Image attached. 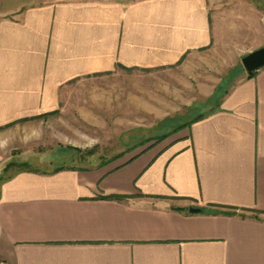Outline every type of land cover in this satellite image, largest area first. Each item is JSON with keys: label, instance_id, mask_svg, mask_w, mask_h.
I'll use <instances>...</instances> for the list:
<instances>
[{"label": "crops", "instance_id": "1", "mask_svg": "<svg viewBox=\"0 0 264 264\" xmlns=\"http://www.w3.org/2000/svg\"><path fill=\"white\" fill-rule=\"evenodd\" d=\"M217 1L0 0V176L71 81L177 68L212 45ZM237 6L264 28L262 8ZM216 91L123 162L0 179V264H264V67Z\"/></svg>", "mask_w": 264, "mask_h": 264}, {"label": "rangeland", "instance_id": "2", "mask_svg": "<svg viewBox=\"0 0 264 264\" xmlns=\"http://www.w3.org/2000/svg\"><path fill=\"white\" fill-rule=\"evenodd\" d=\"M238 2L217 1L214 13L220 20L212 45L177 68H117L68 83L61 90L59 110L42 119L36 137L21 134L20 157L8 161L12 164L3 169L0 179L23 163L52 170L58 165L105 164L113 157H120L116 163L123 162L139 150L157 146L175 126L214 107L216 89L233 82L244 71L242 56L264 41V28L250 31L251 17L244 11L236 15ZM245 2L264 10V0ZM226 9H232L230 15L220 16ZM202 84L213 91H200ZM32 148L36 157L28 160Z\"/></svg>", "mask_w": 264, "mask_h": 264}, {"label": "water", "instance_id": "3", "mask_svg": "<svg viewBox=\"0 0 264 264\" xmlns=\"http://www.w3.org/2000/svg\"><path fill=\"white\" fill-rule=\"evenodd\" d=\"M241 63L247 74H252L257 69L264 67V46L258 47L241 58ZM200 209L190 207L189 211L198 212Z\"/></svg>", "mask_w": 264, "mask_h": 264}, {"label": "trees", "instance_id": "4", "mask_svg": "<svg viewBox=\"0 0 264 264\" xmlns=\"http://www.w3.org/2000/svg\"><path fill=\"white\" fill-rule=\"evenodd\" d=\"M253 73H254V72H253ZM253 73H252V74H253ZM252 74H249V75L251 76ZM198 117H199V116H198ZM11 164H12V163L7 164V166H5V168H4V170H7L8 167L11 166ZM27 164H28V163H23L22 165L19 164L18 166L20 167V169H30V167H29ZM55 170H56V169H55Z\"/></svg>", "mask_w": 264, "mask_h": 264}]
</instances>
